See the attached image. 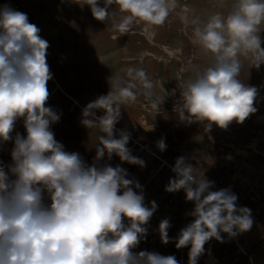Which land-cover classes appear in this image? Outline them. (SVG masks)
Wrapping results in <instances>:
<instances>
[{"label":"clouds","instance_id":"9594fccd","mask_svg":"<svg viewBox=\"0 0 264 264\" xmlns=\"http://www.w3.org/2000/svg\"><path fill=\"white\" fill-rule=\"evenodd\" d=\"M74 2L87 5L97 21L111 20L121 35L136 24H143L145 32L163 26L178 7V0ZM188 22L194 25L193 42L209 62L189 68L188 79L178 83L180 99L173 110L181 122L201 123L206 131L213 124L224 130L233 122L243 124L258 110L257 88L240 75L245 63L249 68L264 64V0H234L226 16L217 12ZM40 32L26 13L0 7V143L13 142L11 163L0 161V264H179L175 255L134 251L147 237L158 205L145 203L143 186L129 178L127 169L100 163L105 155L108 160L115 155L121 162L146 166L128 147L131 132L116 125L121 108L140 95L155 115L166 96L153 99L155 84L143 68L111 75L107 94L82 108L80 124L100 133L88 164L80 153L66 151L51 130L62 113L48 106L50 45ZM21 119L26 135L13 136ZM156 146L161 152L167 147L163 138ZM171 171L175 176L165 191L183 190L194 204L188 213L194 219L170 237L172 225L164 218L158 233L162 244L189 248L187 264H198L210 240L224 243L223 234L231 239L251 230V209L237 205L230 187L213 190L215 182L185 156L176 159Z\"/></svg>","mask_w":264,"mask_h":264},{"label":"crops","instance_id":"0c3cea01","mask_svg":"<svg viewBox=\"0 0 264 264\" xmlns=\"http://www.w3.org/2000/svg\"><path fill=\"white\" fill-rule=\"evenodd\" d=\"M233 2L178 0V7L163 26L145 32L143 24H136L121 35L113 28L111 20L97 21L87 5L81 8L74 0H23L22 12L41 29V37L50 45L47 62L53 79L48 82V106L62 113L60 121L51 125L56 140L66 151L80 153L91 164L100 133L98 129L89 130L80 124L82 109L78 105L85 104L92 91L108 90V78L124 75L128 67L146 71L155 84L153 99L180 94L178 83L188 79L189 68L192 65L204 67L209 62L193 42L194 25L188 21L207 19L217 12L226 16ZM261 37L264 47V32ZM240 79L257 88L254 106L258 110L243 124L231 123L227 130L213 124L211 131H206L201 123L181 122L176 112L155 115L133 104L121 108L122 119L116 129L131 132L128 147L146 166L121 162L115 155L111 160L105 155L100 163L127 169L129 178H135L143 186L145 203L154 200L158 205L149 221L148 235L135 252L148 250L175 255L179 264H187L189 248L177 249L175 243L162 244L158 233L159 223L164 218H169L172 225L170 237H177L180 229L194 219L188 215L194 204L186 201L183 190L165 191L169 179L175 176L171 167L178 157L185 156L208 180L215 182L213 190L230 187L238 196L237 205L251 209L253 226L240 238L254 263L264 264V137L258 129H264V64L249 68L245 63ZM137 100L148 99L140 95ZM16 132L26 135L22 119L17 121L13 136ZM161 138L167 145L163 152L156 146ZM3 152L0 148V161L4 162ZM4 163L9 164L11 160ZM168 200H172L169 205ZM45 202H48L47 196ZM204 247L205 254L198 264H231V259L237 255L233 243L212 239ZM235 264H244L243 259L239 258Z\"/></svg>","mask_w":264,"mask_h":264},{"label":"built area","instance_id":"2783aa9c","mask_svg":"<svg viewBox=\"0 0 264 264\" xmlns=\"http://www.w3.org/2000/svg\"><path fill=\"white\" fill-rule=\"evenodd\" d=\"M9 5L11 8L21 11L22 12V5H23V0H0V7H2L3 5ZM109 91L106 90L104 92L102 91H98V90H94L90 93L88 101L83 104V105H78L81 109L86 106L89 102L95 100L98 96L100 95H105L107 94V92ZM180 99V94H175L174 96L165 98L164 103L161 105V110L160 113H170V112H175L174 106L179 102ZM133 105H136L137 107H139L141 110L148 112V113H154L151 108H150V102L149 100H137L135 103H133ZM98 115H102V112L97 113ZM260 133L262 134V136L264 137V129H260L258 128ZM263 151H264V142H263ZM173 167V166H172ZM171 167V168H172ZM257 184H259V181H256ZM172 202V200H168L167 201V205H169ZM241 234L238 235L235 238H228L227 235H224V243H233L236 245L237 248V255L234 256L231 259V264H235L239 258L243 259L244 264H255L251 254L247 251V249L243 246V243L241 242V238H240ZM221 243V242H219ZM183 264V263H180Z\"/></svg>","mask_w":264,"mask_h":264},{"label":"rangeland","instance_id":"374dc122","mask_svg":"<svg viewBox=\"0 0 264 264\" xmlns=\"http://www.w3.org/2000/svg\"><path fill=\"white\" fill-rule=\"evenodd\" d=\"M11 142H8V143H0V148H2L4 150L3 152V155L5 156L3 158L4 162L7 161V160H11V155H10V152H11Z\"/></svg>","mask_w":264,"mask_h":264}]
</instances>
